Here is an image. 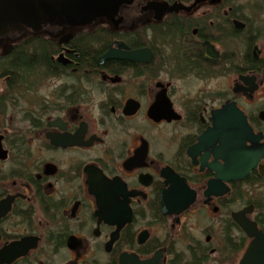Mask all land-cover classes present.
Returning <instances> with one entry per match:
<instances>
[{"label":"flooded vegetation","instance_id":"flooded-vegetation-1","mask_svg":"<svg viewBox=\"0 0 264 264\" xmlns=\"http://www.w3.org/2000/svg\"><path fill=\"white\" fill-rule=\"evenodd\" d=\"M117 14L0 37L4 264H243L236 216L264 236V0ZM44 42L50 64H12Z\"/></svg>","mask_w":264,"mask_h":264},{"label":"water","instance_id":"water-1","mask_svg":"<svg viewBox=\"0 0 264 264\" xmlns=\"http://www.w3.org/2000/svg\"><path fill=\"white\" fill-rule=\"evenodd\" d=\"M134 0H0V37L8 35L10 29L27 27L35 33L47 23L71 28L92 25L97 20H115L121 7ZM3 151L0 149V157ZM4 159V157H3ZM193 202V197L187 206ZM236 222L254 239L243 264H264V236L255 224L236 216ZM6 263L0 256V264Z\"/></svg>","mask_w":264,"mask_h":264},{"label":"trees","instance_id":"trees-1","mask_svg":"<svg viewBox=\"0 0 264 264\" xmlns=\"http://www.w3.org/2000/svg\"><path fill=\"white\" fill-rule=\"evenodd\" d=\"M30 50H33L32 53L27 52L26 55L22 53H16L14 54L12 58V64L22 66V67H31L35 64H50V62L47 60L49 58V53L54 48V46L47 42L42 45H34L28 47ZM41 53H39V52ZM43 51V52H42Z\"/></svg>","mask_w":264,"mask_h":264},{"label":"rangeland","instance_id":"rangeland-1","mask_svg":"<svg viewBox=\"0 0 264 264\" xmlns=\"http://www.w3.org/2000/svg\"><path fill=\"white\" fill-rule=\"evenodd\" d=\"M195 223H196V220H195L194 217H193L192 220L188 218L187 225L190 226V227H193V229L196 231L197 228H196V226H195ZM196 224H197V223H196ZM193 232H194V231H193Z\"/></svg>","mask_w":264,"mask_h":264}]
</instances>
